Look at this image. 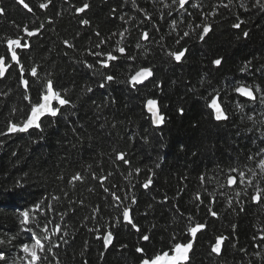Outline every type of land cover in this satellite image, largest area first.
I'll return each instance as SVG.
<instances>
[{"label":"trees","instance_id":"obj_1","mask_svg":"<svg viewBox=\"0 0 264 264\" xmlns=\"http://www.w3.org/2000/svg\"><path fill=\"white\" fill-rule=\"evenodd\" d=\"M24 3L0 0V264H21L34 233L44 244L37 264H140L189 240L185 264H264V196L253 199L264 193V0ZM8 39L28 45L15 48L18 62ZM181 50L176 61L170 53ZM108 52L116 59L103 67L107 57L94 53ZM140 68L152 75L129 83ZM49 80L68 103L53 102L57 115L40 127L8 133ZM241 85L254 98L237 93ZM213 97L226 118L216 119ZM40 202L22 225L20 213ZM196 224L205 228L192 237Z\"/></svg>","mask_w":264,"mask_h":264},{"label":"snow or ice","instance_id":"obj_2","mask_svg":"<svg viewBox=\"0 0 264 264\" xmlns=\"http://www.w3.org/2000/svg\"><path fill=\"white\" fill-rule=\"evenodd\" d=\"M22 4H24L25 8H28V5L24 3V0H20ZM186 0H179L180 5L183 7L185 4ZM40 7H46V5L41 4ZM88 8V4H84L82 8H78L76 11L77 12H83L85 9ZM31 10V9H29ZM82 23L87 24L88 21H82ZM235 27H239V25H235ZM27 31V30H26ZM209 31V26L204 25L203 26V33H201V39L204 38V35L207 34ZM29 36H32L34 33L31 31H28L27 33ZM122 35V34H121ZM147 35V34H145ZM185 35H188V33H185ZM247 33H245V36ZM67 43V42H65ZM101 43H104V41H101ZM179 43V41H177ZM7 45H8V52L11 53V59L12 61L17 60V53L15 51V48H19L21 46L23 47H28L27 44L21 45V41L19 39H8L7 40ZM15 46V47H14ZM99 47V45H97ZM119 51L123 53L125 50L123 48H119ZM186 50H181L178 52H172L170 55L174 57L176 61H180L181 58L185 55ZM94 55L100 56V55H105L107 57V60H100L98 61L101 66L107 67V61L115 60L116 57L111 53H94ZM6 57L5 56H0V77H3L6 73V68L8 67L6 64ZM221 60L217 59L214 60L213 63L216 65L221 64ZM89 67H92V65H89ZM23 69H21V72L23 73ZM31 75L36 76L37 75V69L33 67L31 69ZM152 75V71L149 68H140L138 71L135 72L134 75L129 77V83L133 85H137L142 83L145 79L150 77ZM108 81H111L113 79L112 76H107L105 78ZM21 83H23L26 88L28 85V81L23 79V76L21 77ZM103 87V85H101ZM91 91V89H89ZM235 91L243 96L249 97V98H254L253 93L250 89L247 87L241 85L235 88ZM25 99H29L28 96H25ZM53 102H57L59 105L63 106L68 103V101L64 98H62L61 94L57 91L54 90L52 81L49 80L47 82V88L46 91L40 94L39 100L36 103H32L30 106V111L26 114V119L23 121V125H17L16 123L9 122V127L7 129L8 133H13V132H23L28 130L29 128L35 126V127H40L39 121L42 116L45 114H50L52 116H56L58 113V109L53 107ZM146 107L148 111L152 114V122L153 124H159L162 123L163 117L159 115L157 107H156V101L149 99L147 101ZM209 107L215 110V117L217 120H220L222 118H226L224 116L223 111L220 108V105L217 103V99L213 97L211 99V103L209 104ZM119 159L123 160L125 163L127 161L124 159L123 154H119L118 156ZM259 166L261 167L262 170H264V160L260 161ZM232 171H236L233 169ZM240 177L242 178L244 176V173L239 174ZM73 180H79L81 179L80 175L77 174L72 178ZM236 177L229 175L227 177V183L229 185L233 184L236 182ZM71 183V181H70ZM150 183V179H149ZM145 188L148 187V183H145L144 185ZM107 191V189H105ZM115 195V194H113ZM262 196H264V193H261L260 189L256 190V194L253 196L254 200H259ZM116 199H119V197H116ZM38 211H42V202L33 204L31 209H25L20 213V216L22 217L21 219V224L22 225H27L30 223L31 220L34 219L33 213H36ZM212 215H216L215 212L212 213ZM123 218L124 220L128 221L131 223V220L129 219V211L127 208L124 209L123 211ZM133 227H136L135 224H133ZM60 226L56 225L55 230H59ZM205 228V225L203 224H196L193 227L188 228V232L191 233L192 237H195L197 232H199L201 229ZM54 230V231H55ZM47 233V226L43 229ZM54 234V232L52 233ZM50 238L49 234H45L43 236V240H48ZM33 243L32 244H22L21 248L24 253L28 254L30 259L27 260V264H37V261L40 259L39 257V252L44 250V244L42 243V240L40 237H38L35 233L32 236ZM105 246L109 244L111 240V233L109 232L107 235L103 237ZM144 240H148V236L143 237ZM225 238L222 236H219L216 238L215 243L212 245V251L219 253L221 249V244L222 241ZM192 247V241L189 240L187 243L183 242H175L170 249V251H161L160 253L154 254L151 258L145 257L140 261V264H185V262L188 260V253L191 250ZM50 250V249H49ZM138 252H142V249H137ZM0 259H4V254L0 252Z\"/></svg>","mask_w":264,"mask_h":264},{"label":"rangeland","instance_id":"obj_3","mask_svg":"<svg viewBox=\"0 0 264 264\" xmlns=\"http://www.w3.org/2000/svg\"><path fill=\"white\" fill-rule=\"evenodd\" d=\"M34 241L31 238L29 244H32ZM39 254V253H38ZM30 259V257L28 256V254L25 253V255L23 256V258L21 259V264H27V260Z\"/></svg>","mask_w":264,"mask_h":264},{"label":"water","instance_id":"obj_4","mask_svg":"<svg viewBox=\"0 0 264 264\" xmlns=\"http://www.w3.org/2000/svg\"><path fill=\"white\" fill-rule=\"evenodd\" d=\"M145 80H146V79H145ZM145 80H144V81H145ZM144 81H143V82H144ZM244 97H246V96H244ZM246 98H248V97H246ZM156 107H157V110H158V106H157V104H156ZM220 108H221V107H220ZM158 113H159V110H158ZM155 125H157V124H155ZM33 127H35V126H33ZM111 241H112V239L110 240L109 244L111 243Z\"/></svg>","mask_w":264,"mask_h":264}]
</instances>
